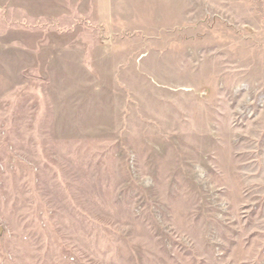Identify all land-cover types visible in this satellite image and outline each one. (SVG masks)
<instances>
[{
	"label": "rangeland",
	"instance_id": "374dc122",
	"mask_svg": "<svg viewBox=\"0 0 264 264\" xmlns=\"http://www.w3.org/2000/svg\"><path fill=\"white\" fill-rule=\"evenodd\" d=\"M0 264H264V0H0Z\"/></svg>",
	"mask_w": 264,
	"mask_h": 264
}]
</instances>
